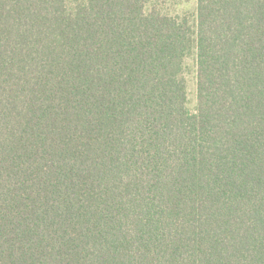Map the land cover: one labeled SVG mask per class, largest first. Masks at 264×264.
Masks as SVG:
<instances>
[{"label": "trees", "instance_id": "16d2710c", "mask_svg": "<svg viewBox=\"0 0 264 264\" xmlns=\"http://www.w3.org/2000/svg\"><path fill=\"white\" fill-rule=\"evenodd\" d=\"M0 264H264V0H0Z\"/></svg>", "mask_w": 264, "mask_h": 264}]
</instances>
